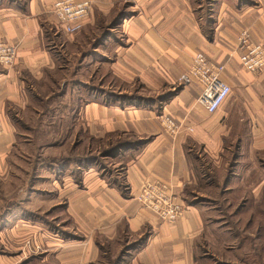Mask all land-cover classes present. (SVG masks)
<instances>
[{
  "label": "crops",
  "instance_id": "0c3cea01",
  "mask_svg": "<svg viewBox=\"0 0 264 264\" xmlns=\"http://www.w3.org/2000/svg\"><path fill=\"white\" fill-rule=\"evenodd\" d=\"M59 1L63 0L0 2V41L15 49L14 66H0V180H6L11 169L9 158L23 113L34 109L32 102L42 101L40 89L56 85L57 74L66 69L63 42L75 38L57 27L52 8ZM77 1L91 4L83 28L106 20L123 2ZM210 1L204 11L196 0H134L138 14L118 28L124 42L113 48L111 69L113 76L137 77L159 90L188 74L192 58L200 54L224 67L221 79L231 93L220 108L207 113L198 102L202 88L191 78L157 106L159 116L168 115L182 125L173 139L153 118L155 109L137 103L104 107L83 102L79 116L85 134L88 126H94L98 137L113 135L144 143L125 152L128 163L112 182L89 181L86 176L81 189L64 188L65 212L79 225L81 240L56 234L46 239L19 214H0L4 223L0 224V264L21 262L19 250L25 238L46 246L39 264H195L194 246L205 225L206 209L193 204L202 197L201 186L215 184L209 177L220 171L232 148L238 167L243 158L258 159L252 166L264 158V71H245L235 51L243 31L253 43L264 46V0ZM157 180L183 207L182 217L173 224L161 222L135 200L145 183ZM90 230L93 235H88ZM130 239L138 244L119 259ZM112 254L111 259L118 260H109Z\"/></svg>",
  "mask_w": 264,
  "mask_h": 264
},
{
  "label": "rangeland",
  "instance_id": "374dc122",
  "mask_svg": "<svg viewBox=\"0 0 264 264\" xmlns=\"http://www.w3.org/2000/svg\"><path fill=\"white\" fill-rule=\"evenodd\" d=\"M196 1L202 4L201 10L208 11L210 0ZM136 8L134 0H123L106 20L87 24L70 36L74 40H65L61 59L66 69L57 74L56 85L40 89L42 101L32 102L34 109L26 110L16 126L11 169L6 180H0V214H19L46 239L56 234L61 239L81 240L84 234L79 233V225L65 212L64 188L81 189L86 176L89 181L112 182L128 163L125 152L144 143L117 140L113 135L98 137L94 126H88L85 134L79 105L137 103L155 109L153 118L159 121L157 106L181 86L179 77L152 90L140 78L113 76L112 51L117 43L124 42L118 28L138 14ZM233 150L227 151L220 171L209 177L215 184L201 186L202 197L193 202L206 209L203 233L194 246L195 264H264V158L257 157L260 163L256 166H252L258 160L255 157L243 158L238 167ZM88 235H93V230ZM133 242L130 239L127 246L123 245L119 259L138 244ZM44 250V244L25 238L19 264H39V254ZM113 256L108 255V259Z\"/></svg>",
  "mask_w": 264,
  "mask_h": 264
},
{
  "label": "built area",
  "instance_id": "2783aa9c",
  "mask_svg": "<svg viewBox=\"0 0 264 264\" xmlns=\"http://www.w3.org/2000/svg\"><path fill=\"white\" fill-rule=\"evenodd\" d=\"M91 4L88 1L63 0L54 3L52 12L56 18L57 27L68 36L75 35L82 28L83 20L89 15ZM239 63L249 73L264 71V46L251 41L246 31L240 33L236 45ZM15 64V49L6 42L0 41V66L13 67ZM224 67L214 64L202 55L192 58L189 73L180 77L181 85L195 79L202 90L198 102L208 114H214L231 93V88L221 79ZM159 122L163 131L171 138L177 137L182 125L168 115L161 114ZM138 204L150 211L161 222L173 224L183 214L179 200L169 192L162 181L145 183L135 196Z\"/></svg>",
  "mask_w": 264,
  "mask_h": 264
}]
</instances>
